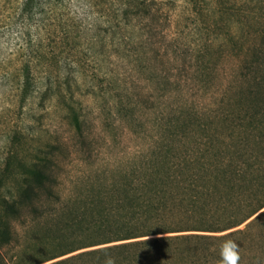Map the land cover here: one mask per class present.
Listing matches in <instances>:
<instances>
[{"label": "rangeland", "instance_id": "374dc122", "mask_svg": "<svg viewBox=\"0 0 264 264\" xmlns=\"http://www.w3.org/2000/svg\"><path fill=\"white\" fill-rule=\"evenodd\" d=\"M16 2L0 0V197L18 189L31 162L52 144L57 191L10 217L13 238L0 245V264L57 256L40 263L51 264L121 242L88 247L107 228L100 212L141 179L135 167L166 159L175 166L178 149L185 154L207 148L211 138L220 146L218 139L244 108L231 76L254 44L255 16L264 11V0H156L158 35L147 44L146 57L124 69L128 91L119 90L114 78L92 81L90 65L73 100L59 95L44 108L36 99L22 100L10 75L22 55L21 35L29 30ZM72 108L80 112L82 134Z\"/></svg>", "mask_w": 264, "mask_h": 264}, {"label": "trees", "instance_id": "16d2710c", "mask_svg": "<svg viewBox=\"0 0 264 264\" xmlns=\"http://www.w3.org/2000/svg\"><path fill=\"white\" fill-rule=\"evenodd\" d=\"M16 1L15 12L27 20L29 30L21 35L22 55L10 75L18 96L25 102L36 99L40 108L59 95L73 100L74 86L79 88L90 65L92 81L114 78L119 90L128 91L124 69L146 57L147 44L158 35L161 8L156 0ZM255 17L254 44L247 46L231 76L244 108L217 138L220 146L211 138L207 148L185 154L178 149L175 166L166 159L135 167L141 179L126 188L113 208L100 212L107 228L88 247L121 242L51 264H107L109 259L114 264H221L229 240L238 245V264H264V211L259 213L264 209V11ZM71 114L82 134L79 110L72 108ZM50 147L31 162L18 189L8 188L9 194L0 197V245L13 238L12 215L34 206L43 194L55 195L57 177L51 168L58 163L57 146ZM192 161L197 164L191 166Z\"/></svg>", "mask_w": 264, "mask_h": 264}, {"label": "clouds", "instance_id": "9594fccd", "mask_svg": "<svg viewBox=\"0 0 264 264\" xmlns=\"http://www.w3.org/2000/svg\"><path fill=\"white\" fill-rule=\"evenodd\" d=\"M221 257V264H238L240 259L238 245L231 240L226 241L221 250ZM107 264H114V262L109 259Z\"/></svg>", "mask_w": 264, "mask_h": 264}, {"label": "water", "instance_id": "95a60500", "mask_svg": "<svg viewBox=\"0 0 264 264\" xmlns=\"http://www.w3.org/2000/svg\"><path fill=\"white\" fill-rule=\"evenodd\" d=\"M263 211H264V210H263ZM261 212H262V211H261ZM261 212H260V213H261ZM257 215H258V214H257ZM254 217H255V216H254ZM254 217H253V218H254ZM253 218H252V219H253ZM250 220H251V219H250ZM250 220H249V221H250ZM249 221H248V222H249ZM248 222H247V223H248Z\"/></svg>", "mask_w": 264, "mask_h": 264}]
</instances>
